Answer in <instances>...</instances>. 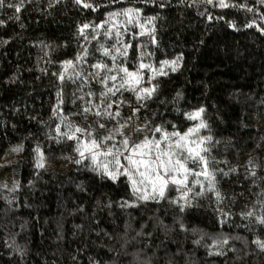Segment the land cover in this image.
I'll use <instances>...</instances> for the list:
<instances>
[{
  "label": "trees",
  "instance_id": "16d2710c",
  "mask_svg": "<svg viewBox=\"0 0 264 264\" xmlns=\"http://www.w3.org/2000/svg\"><path fill=\"white\" fill-rule=\"evenodd\" d=\"M17 2L5 0L0 7V19L5 21L0 26V160L12 146L24 145L17 162L15 195L10 198L0 191V264H90L91 260L100 264H264V251L253 243L264 241V226L255 220L264 216V168L256 167V175L251 176L252 166L243 165L264 143V127L255 123L264 114V32L260 31L264 5L256 0H226L246 4V8L213 7L202 0H86L100 5L93 11L73 0H59L52 7H48L49 0H25L16 13L8 4ZM161 2L164 7L159 6ZM248 7L254 10L248 11ZM126 8L141 9V23L155 17L156 30V44H152L148 34L133 35L140 32L135 22L124 24L122 14L115 18L122 33L119 39L133 46L124 61L127 66L137 64L133 56L140 51L153 53L144 62L151 61L156 67L159 61L182 56L176 72L168 71L167 76L153 80L159 81V94L137 113L139 121L147 118L169 131L175 124L183 132L196 122L184 113L203 107L202 118L208 127L199 134L213 137L205 144L210 149V169H236L228 176L215 173L216 188L223 197L220 201L206 184L203 195L194 197L201 188L189 194L192 207L181 213L169 202L180 195L170 185L168 199L121 208L120 202L134 199L124 178L115 184L102 180L83 165L63 158L75 154L72 141L56 144L47 139L50 131L55 135L52 130L59 122L52 115L58 93L70 121L86 127L96 119L90 114L84 121L75 115L81 107L79 79L73 78V82L66 77L61 82L53 73L61 71V61L72 59L84 47L88 63L80 67L91 71L88 64L101 58L96 50L99 45L111 48L117 37L113 30L105 38L101 28L96 40L89 36L90 42L84 41L77 36L78 25L99 24L109 19L108 13H122ZM14 15L20 20L9 19ZM103 59L110 63L107 57ZM120 59L118 56V63ZM143 71L147 79L151 73ZM92 90L98 95L101 86L93 84ZM177 92L181 94L178 98ZM123 98L139 107L131 92L123 91ZM120 110L122 118L129 116L128 105ZM61 130L66 129L62 126ZM37 144L48 163L56 161L66 168L35 169L33 149ZM188 165L200 171L191 161ZM80 183L84 191L76 187ZM109 200L111 206L105 207ZM80 205L82 212L77 210ZM247 211L253 217L240 215ZM222 212L230 215L225 218ZM181 221L186 230L179 227ZM126 224L130 227L125 234ZM202 234L207 235L201 239ZM223 236L229 237L222 249L225 255H209L205 245L211 244L210 238ZM198 239L199 244L193 243Z\"/></svg>",
  "mask_w": 264,
  "mask_h": 264
},
{
  "label": "snow or ice",
  "instance_id": "6c2138e0",
  "mask_svg": "<svg viewBox=\"0 0 264 264\" xmlns=\"http://www.w3.org/2000/svg\"><path fill=\"white\" fill-rule=\"evenodd\" d=\"M76 5H82L83 8H90L93 11L100 7L99 4H93L86 2V0H73ZM115 2V0H113ZM146 2L156 3V0H146ZM202 2L212 5L213 7L228 8V7H241L246 8V4H230L226 0H202ZM260 5H264V0H256ZM59 3V0H49L48 7H52L54 4ZM5 0H0V7H3ZM25 0H18L17 3H10L8 7L14 8L16 13H19L21 8L24 7ZM160 7H164V3L161 2ZM248 11H253L251 7L247 8ZM123 15L126 19L124 24H135L139 27V33H133V35L150 36L152 44H156L155 27L153 21L155 17H148L141 23V9L139 8H126L122 10V13L111 12L108 13V20H103L99 24H94L91 21L78 25L77 36L82 37L84 41L96 40L100 33V29L104 28L103 36L110 38L115 30L116 42L112 44L111 48L100 44L96 49L101 53V58L95 62L88 64L87 69H82L80 65L87 64L88 49L82 48L72 59H66L61 61V71L59 73H53L57 78L63 82L67 77L70 80L73 78L79 79L78 91L81 95L77 98L81 101V107L75 115L80 116L84 121H87L89 115H93L96 119L93 124H89L86 127H81L68 119V116L64 115L63 105L64 101L59 96L56 105L53 106L52 115L59 121L56 123L55 128L52 130L55 135L51 134V131L47 134V139L56 144L61 142L72 141V151L76 154L75 158L72 156L63 157L70 160L75 165H83L86 169L95 173L96 176L102 180L111 181L113 184L117 183L121 178H124L128 182L131 196L134 199L123 200L119 203V207H134L137 202L153 200L159 202L160 200L168 199L166 191L169 186H173L180 193L177 199L170 200V203L176 204L179 207L181 213L186 208L192 207V199L189 198V193L193 192V188L189 185H200L201 191H196L194 197H199L204 194L203 182L198 177H204L208 182L207 190L213 192L217 201L223 199L221 193L216 188L215 173H220L223 176H228L229 172H235V168H230L228 172L223 169H210V162L208 159L209 147H205V144L213 140L212 136H201L199 134L200 129L208 127L207 123L202 118V114L205 109L198 107L192 112H186L184 115L193 121L198 120L194 126L187 128L186 131H178L176 125H171L172 131H169L164 124H157L153 121L144 119L143 123L133 124V118L137 121L139 118L136 114L140 112L141 108L147 107V101L151 100L153 96L159 94V81L153 83V80L157 76H167L168 71L176 72L180 67L179 61L182 59L181 55L176 56L171 60H162L158 62L156 67L151 61L145 63L146 58H150L153 53L140 51L138 54H134L133 58L137 60V64L132 68L127 66L124 61L129 56L128 49L132 48L131 42H123L119 39L122 36L118 23L114 22L115 18L119 15ZM203 15V13H201ZM264 15V14H262ZM211 19V15L208 17ZM9 19L20 20L19 15L9 17ZM5 21L0 19V26H3ZM146 25H152L146 27ZM23 27V24L20 25ZM252 26V25H246ZM257 27H259L257 25ZM91 28V33H86L85 30ZM127 31V29H125ZM260 31L264 32V28H260ZM8 41L5 40L6 44ZM90 42V41H89ZM119 45V46H117ZM47 47V46H45ZM137 45V48H140ZM121 58L120 62H117L118 56ZM107 57L110 63L105 62L103 59ZM167 69V70H166ZM70 70V71H69ZM148 70L151 75L145 79L144 71ZM93 84L101 86V90L98 95L92 90ZM87 88L88 91H84ZM123 91H129L135 97V102L139 107L131 108V115L127 118L121 117V106L130 105V101L123 98ZM119 93V95H118ZM181 94L177 92L178 98ZM88 97L89 99H85ZM94 99H98V103L94 102ZM115 105V109L113 106ZM115 121L112 129L106 127L105 120ZM119 118V119H118ZM32 119H36L32 117ZM123 120V123H121ZM41 124L44 121H40ZM63 126L65 131L61 130ZM97 129L104 130L103 132H97ZM130 129V131H129ZM135 134V139L133 135ZM119 137V139H117ZM195 137V138H193ZM218 143V142H217ZM24 149L23 143L14 146L11 151L22 152ZM35 153L34 167L37 170L47 171L48 156L39 144L33 149ZM191 161L197 165L200 171H196L194 168L188 167V162ZM249 165L252 166L251 176H255L256 164L249 158ZM247 170V169H246ZM38 175V174H37ZM189 176L196 177L189 180ZM33 181H29L31 185ZM6 187V186H5ZM19 187L18 182H14V189ZM76 187L81 191L85 188L83 183L77 184ZM183 201V203H180ZM97 205L101 202L96 201ZM111 201L105 207L111 206ZM83 211V205H80L77 209ZM222 215L226 218L230 215L228 212H222ZM242 217L251 218L254 213L252 211L241 212ZM255 220L262 226H264V216H257ZM220 223H224L221 220ZM23 227V225L21 226ZM76 228H81V225H75ZM130 225H125V234ZM181 229H185L184 223H179ZM195 231V229H193ZM111 239L109 233H104ZM139 235V233H138ZM148 235H151L150 233ZM207 234H202L203 236ZM211 244H206L205 247L209 250V255H225L222 251L223 247L227 245L229 237L223 236L222 238H210ZM237 239H240L237 237ZM127 241H125V244ZM195 244H199L200 240L193 241ZM253 243L261 250L264 251V241L260 239L255 240ZM123 247V245L121 246ZM215 249V251H213ZM23 251L22 249H18ZM231 251L235 252L236 249L232 248ZM248 253L245 252L244 255ZM76 257H73L75 260ZM241 259V257H237ZM90 264H100L97 260H91Z\"/></svg>",
  "mask_w": 264,
  "mask_h": 264
},
{
  "label": "rangeland",
  "instance_id": "374dc122",
  "mask_svg": "<svg viewBox=\"0 0 264 264\" xmlns=\"http://www.w3.org/2000/svg\"><path fill=\"white\" fill-rule=\"evenodd\" d=\"M122 107L123 106H121V108ZM132 107H136V106L129 107V116L132 114L131 113ZM113 109H115V105L113 106ZM120 112L122 113L121 110H120ZM136 117H138L137 114H136ZM255 120H256L255 123H257V125L259 127H264V114L261 117H259L258 119L255 118ZM102 122L106 123V127L108 129H112L114 124H115V121H108L106 118ZM137 122H139L141 124L143 123L141 121H137L136 118L134 117L132 123L135 124ZM198 122L199 121L196 120L195 124ZM121 123H123V122L121 121ZM96 131L99 133V132H103L104 130L98 129ZM129 131H130V129H129ZM193 138H195V137H193ZM117 139H119V137H117ZM133 139H135V134L133 135ZM13 147L14 146L9 148L8 152L0 160V191L10 198L15 195V191L17 189V188L14 189V182H18V178H17L18 177V165H17V162H18V159L21 157V152L17 153V152L11 151V149ZM75 155L76 154H74L72 157L75 158ZM249 158H251L253 160V163L256 164L257 167L264 168V143L262 144L261 147H259L252 154V157H247L246 159L243 160L244 166H246V165L250 166L247 163ZM47 167L51 168V169L53 168V169L64 170L66 168V165H60L58 162L53 161L51 163H48ZM188 167L193 168L189 165H188ZM197 171H199V170H197ZM194 178H196V177L189 176V180H192ZM198 178L203 182V186L208 184V182L204 179V177H198ZM189 186L192 187L193 190L195 188H201L200 185H191L190 184Z\"/></svg>",
  "mask_w": 264,
  "mask_h": 264
}]
</instances>
